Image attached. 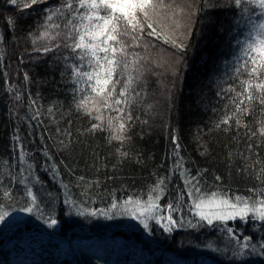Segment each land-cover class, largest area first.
<instances>
[{
  "label": "trees",
  "instance_id": "16d2710c",
  "mask_svg": "<svg viewBox=\"0 0 264 264\" xmlns=\"http://www.w3.org/2000/svg\"><path fill=\"white\" fill-rule=\"evenodd\" d=\"M153 2L155 33L140 17L115 45L111 106L85 111L95 94L73 75L66 0H0V264H264V221L209 224L194 207L213 192L264 198V103L255 87L246 98L241 55L260 9ZM158 184L155 218H133L125 201Z\"/></svg>",
  "mask_w": 264,
  "mask_h": 264
},
{
  "label": "snow or ice",
  "instance_id": "6c2138e0",
  "mask_svg": "<svg viewBox=\"0 0 264 264\" xmlns=\"http://www.w3.org/2000/svg\"><path fill=\"white\" fill-rule=\"evenodd\" d=\"M11 2L15 3V0H11ZM36 2L37 0H32V3ZM246 2L251 3L253 8L260 9V12L256 21L252 22V29L241 47V55L245 58L244 67L246 74L255 79V84H253L252 79L242 81V84L245 85L244 93H247L246 98L249 101L253 99L252 89L255 87V90L261 93V102L264 103V19H260V17H264V0H246ZM241 4L242 0H235L237 8H240ZM157 6L153 0H76L75 6L72 0H66V7L69 13L75 12V15L70 16L66 21L68 32L65 35L71 43L65 42V47H70L77 54V59L81 61V64L74 65L73 75L78 80H83L87 88L91 90V93H94L95 97H99V100H95V97L86 93L77 105L79 108H84L85 111H88L87 101L89 99L95 100L94 106L96 104L111 106L108 101L116 91L115 83H118V81L113 80V77L116 73V68L120 65V61L116 58L117 52L124 53L123 47L118 49L115 46L121 43L119 36L121 34L126 35L129 27L133 31L137 28L143 31V23H147L150 12L154 11ZM80 9H84V11L81 12L79 11ZM243 10L244 12L249 11L247 7H244ZM140 17H143V23ZM47 19L51 20L52 15H49ZM122 22L124 28L121 31L119 29ZM56 27H59V25H56ZM147 27L152 29V32H149L148 35H153L155 33L153 25L147 23ZM43 35L47 36V32ZM172 43L180 48L184 47L182 43L176 44L175 40ZM43 50L49 51L50 49L45 47ZM101 53L103 55H100ZM85 61L90 70H83V62ZM236 70L239 71V68ZM76 82L78 81L74 80V83ZM128 83H131V80ZM109 85H112L111 89ZM119 95L121 97L125 96V90H121ZM238 95H243V93ZM122 102L126 101L119 99L114 101L115 104H121ZM243 103L244 100H240L237 110ZM99 118V116L96 117V119ZM223 123H228V120L225 119ZM93 127H99V125H94ZM124 127V124L121 123L117 131L122 132ZM114 138L123 139L122 136ZM160 183L162 184L163 181ZM158 191H162L159 184L150 190L147 201L142 202L139 199L125 201L126 205H135L131 209L133 218H137V212L139 217H145L147 214L148 218H155L151 214L159 210L160 206L156 201L160 196H154L152 193ZM5 195L10 194L5 192ZM189 195H192V193H189ZM33 200H35V197H33ZM168 207L171 209L172 205H168ZM194 207L197 209L195 214L201 220L208 221L209 224L212 223L213 217L218 220H235L239 218L241 221L247 222L250 212L254 214L256 219L264 221V198L259 201L253 200L250 203L248 198L240 196L232 198L213 192L207 196V199L198 195L197 200L194 201ZM211 209H216V211H211ZM26 210L31 211L30 208ZM6 215L7 213H0V221ZM167 219L170 225L175 224L171 216ZM52 223L54 224L55 220ZM141 223H145L143 219H141ZM147 226L145 223V227Z\"/></svg>",
  "mask_w": 264,
  "mask_h": 264
},
{
  "label": "rangeland",
  "instance_id": "374dc122",
  "mask_svg": "<svg viewBox=\"0 0 264 264\" xmlns=\"http://www.w3.org/2000/svg\"><path fill=\"white\" fill-rule=\"evenodd\" d=\"M97 100V99H96ZM95 101V100H94ZM94 104L95 103H88L87 104V109H88V111H92L93 110V107H94ZM211 211H216V209H211ZM251 213V212H250ZM206 221V220H205ZM214 221H219L218 219H216L215 217H213V219H212V222H214ZM224 221V220H223ZM207 223H208V221H206ZM21 263V262H20Z\"/></svg>",
  "mask_w": 264,
  "mask_h": 264
}]
</instances>
